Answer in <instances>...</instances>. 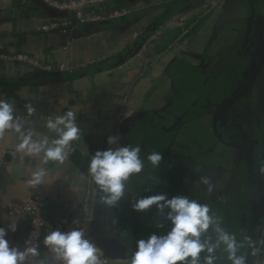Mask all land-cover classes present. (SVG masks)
<instances>
[{
    "label": "crops",
    "instance_id": "obj_1",
    "mask_svg": "<svg viewBox=\"0 0 264 264\" xmlns=\"http://www.w3.org/2000/svg\"><path fill=\"white\" fill-rule=\"evenodd\" d=\"M118 5L129 14L76 22L65 31L49 33L38 27L72 13L54 10L48 17L31 0H5L0 5V54H26L52 68L49 75H42L21 62L0 60V99L14 101L15 115L29 118L25 128L33 131L34 140L55 139L45 122L69 110L77 113L81 130L67 160L44 165L48 171L39 188L46 198L44 218L50 228L42 238L40 255L60 264L43 239L55 229L77 228L88 190L100 207V233L121 248L119 256L109 258L112 264H130L138 239L167 233L170 224L155 206L143 212L131 206L156 194L188 196L207 204L238 242L251 240L258 184L247 170L246 150L224 146L215 138L212 117L248 82L257 31L264 38V26L258 29L264 20V0H116L85 7L82 14L105 15ZM180 21L189 27L183 40L177 38ZM157 30L162 33L146 54L135 57L138 45ZM259 60L260 71L250 91L218 116L217 125L234 144L241 143L242 135L247 137L253 146L252 169L260 171L264 181V54L257 64ZM93 66L96 70L81 74ZM70 69L78 75L68 78ZM26 104L35 108L33 115H28ZM106 132L119 138L111 147L139 146L145 160L142 172L128 179L124 197L111 209L98 202L86 172L95 151L107 149ZM19 142L11 131L0 136V226L15 222L17 230L6 238L11 247L23 249L27 222L8 215L7 208L25 201L27 181L42 161L18 153ZM151 152L162 155L158 168L146 160ZM204 176L214 186L211 193L200 183ZM260 231L264 241V219ZM208 235L214 239L211 229ZM88 238L92 240L90 226ZM249 252L245 242L241 253L247 257ZM216 255V264H230L221 249ZM254 264H264V251Z\"/></svg>",
    "mask_w": 264,
    "mask_h": 264
},
{
    "label": "clouds",
    "instance_id": "obj_2",
    "mask_svg": "<svg viewBox=\"0 0 264 264\" xmlns=\"http://www.w3.org/2000/svg\"><path fill=\"white\" fill-rule=\"evenodd\" d=\"M25 107L29 116L36 111L31 104H26ZM45 126L49 132L56 134V138L51 142L47 136L34 140L33 131L26 129L16 117L14 101L0 99V136L9 131L14 132L20 139L16 151L42 161L41 167L33 171L27 181L33 187L43 184L48 171L44 165L67 160L73 150L71 142L81 136L77 113L71 110L48 119ZM118 140L116 136H110L107 144L118 145ZM146 160L154 168H158L162 155L160 152H151L147 154ZM144 164L139 146L108 147L95 151L87 161L86 172L97 190L98 202L110 209L115 207L126 193L128 179L141 173ZM200 183L207 186L209 193L213 191L214 186L209 177H201ZM131 206L133 210L140 212L155 206L157 214L162 215L170 227L164 235L152 233L147 239H138L130 264H216L218 249L226 254L230 264H246V257L241 253L245 242L252 256L264 251L250 239L238 242L233 233L222 227L220 217L212 214L207 204L189 199L188 196L169 198L165 194H156L139 198ZM210 229L214 239L208 235ZM16 230L15 222L8 223L6 227L0 226V264H31L29 258L40 255L36 246H28V241H25L23 249L10 246L6 237ZM260 243L264 244V241ZM43 244L60 264H102V250L86 237L81 228L50 231L44 237Z\"/></svg>",
    "mask_w": 264,
    "mask_h": 264
},
{
    "label": "built area",
    "instance_id": "obj_3",
    "mask_svg": "<svg viewBox=\"0 0 264 264\" xmlns=\"http://www.w3.org/2000/svg\"><path fill=\"white\" fill-rule=\"evenodd\" d=\"M47 6L53 8L54 10L60 11H70L72 13L71 17H57L52 18L44 22L38 27L39 32L49 33L54 31H65L72 27L74 23H84V22H94V21H105L110 19L121 18L129 14V10L121 5L114 6L111 11L105 15L94 14L91 16H83L82 9L85 7H93L97 4H102L109 1L116 0H41ZM5 0H0V5H4ZM177 27L180 28L177 38L183 40L188 34V29L180 21L176 23ZM161 31L157 30L153 32L145 40L139 51L136 53L135 57H140L146 54L150 48V44L158 39L161 35ZM155 59V55L151 57ZM0 60L17 61L25 64L26 66L37 69L39 71L50 73L52 68L50 64L45 60H40L26 54H15L13 56H7L5 54H0ZM60 72L63 71L61 67ZM68 73H73L72 70H68ZM18 120L26 127L29 122V118L26 116H16ZM110 136H114L110 132H106V147H111L112 145L107 144V140ZM219 201L223 202L224 198L219 197ZM46 206V198L42 194L39 186L33 187L28 186L27 196L25 201L18 206H9L7 208V214L18 218L20 220H26L27 230L25 232L24 238L22 240L23 248L25 247V241L29 242L28 246H36L40 248L42 238L46 231L50 228V225L44 218V208ZM94 202L92 199V192L88 190L82 200L80 207V219L77 224V228H81L85 231V235L88 238L89 226L93 216ZM31 264H57L50 260L43 258L41 255L38 257H30ZM102 264H112L110 259L101 255Z\"/></svg>",
    "mask_w": 264,
    "mask_h": 264
},
{
    "label": "water",
    "instance_id": "obj_4",
    "mask_svg": "<svg viewBox=\"0 0 264 264\" xmlns=\"http://www.w3.org/2000/svg\"><path fill=\"white\" fill-rule=\"evenodd\" d=\"M34 4L42 7L48 17L53 16L54 9L47 6L45 3H43L41 0H31ZM260 26H264V20L258 23V29ZM259 42L257 47L252 53V60H251V68L249 73L248 82L244 88V90L236 97L228 100L227 102L220 105L213 113L212 117V131L215 136V138L224 146L234 148L237 150L243 149L246 150L247 156H246V166L249 174L256 180L258 184V196L257 200L255 202L253 214H252V220H251V227H250V238L253 242L257 244L258 247H261V227L264 219V181L263 177L260 171L255 172L252 169V154H253V146L251 142L247 139V137L242 135V141L240 144H234L231 140L227 139L222 135V133L218 129V116L225 111H228L232 104L236 101H238L242 96L246 95L250 89L252 84L254 83V80L256 76L258 75L260 71L261 62L259 60V64H257L258 57L260 58L264 54V38L262 35V32L257 31ZM96 70L95 66L93 67H86L81 74L84 75L86 72L94 71ZM42 75H49L50 73H45L42 71H39ZM55 75L59 76L60 73L57 72ZM169 108V105L164 108L166 110ZM99 215H100V207L98 203L94 204L93 209V216L90 222L91 227V233H92V240L94 243L98 245V247L102 250L103 254L107 258H115L119 256V250L121 249L115 242L111 240H107V238L104 237L99 231L98 222H99ZM262 248V247H261ZM250 253V252H249ZM258 255V254H257ZM256 256H252L250 254L246 257V264H254Z\"/></svg>",
    "mask_w": 264,
    "mask_h": 264
},
{
    "label": "trees",
    "instance_id": "obj_5",
    "mask_svg": "<svg viewBox=\"0 0 264 264\" xmlns=\"http://www.w3.org/2000/svg\"><path fill=\"white\" fill-rule=\"evenodd\" d=\"M152 33H148L147 34V36L145 37V39L138 45V50L141 48V46L143 45V43L145 42V40L149 37V35H151ZM78 75V73L77 72H75V73H68L66 76L68 77V78H72V77H75V76H77ZM4 88H9V86L8 85H4ZM13 99L14 100H16V98L13 96Z\"/></svg>",
    "mask_w": 264,
    "mask_h": 264
}]
</instances>
